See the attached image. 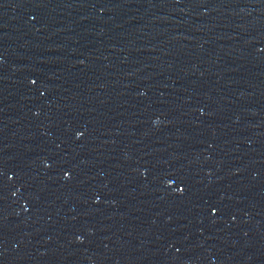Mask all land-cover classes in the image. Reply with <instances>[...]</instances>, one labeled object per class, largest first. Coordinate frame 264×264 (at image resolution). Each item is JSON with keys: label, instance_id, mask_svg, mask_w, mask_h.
<instances>
[{"label": "water", "instance_id": "obj_1", "mask_svg": "<svg viewBox=\"0 0 264 264\" xmlns=\"http://www.w3.org/2000/svg\"><path fill=\"white\" fill-rule=\"evenodd\" d=\"M0 264H264V0H0Z\"/></svg>", "mask_w": 264, "mask_h": 264}]
</instances>
